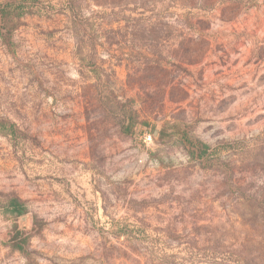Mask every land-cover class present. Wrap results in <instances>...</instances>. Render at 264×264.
Returning <instances> with one entry per match:
<instances>
[{"label":"rangeland","instance_id":"1","mask_svg":"<svg viewBox=\"0 0 264 264\" xmlns=\"http://www.w3.org/2000/svg\"><path fill=\"white\" fill-rule=\"evenodd\" d=\"M0 4V264H264V0Z\"/></svg>","mask_w":264,"mask_h":264},{"label":"trees","instance_id":"2","mask_svg":"<svg viewBox=\"0 0 264 264\" xmlns=\"http://www.w3.org/2000/svg\"><path fill=\"white\" fill-rule=\"evenodd\" d=\"M8 5L9 4H0V34L2 32V20L8 14V9L6 8ZM0 124L1 128H10L9 133L14 134L15 130L13 124H10L8 126L3 122H0ZM184 142H186L190 146H198L200 148L199 156L204 154L208 149V145H206L205 143L201 144V142L186 137V135L184 136ZM7 211L14 216H22L26 212V207L24 203H22L18 198H11L7 205ZM27 241V236L23 235V232L18 227H16L15 234L10 240L11 247L16 248L17 250H23L24 246L27 244Z\"/></svg>","mask_w":264,"mask_h":264}]
</instances>
